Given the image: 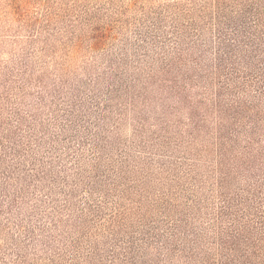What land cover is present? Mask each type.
I'll list each match as a JSON object with an SVG mask.
<instances>
[{"label":"rangeland","instance_id":"374dc122","mask_svg":"<svg viewBox=\"0 0 264 264\" xmlns=\"http://www.w3.org/2000/svg\"><path fill=\"white\" fill-rule=\"evenodd\" d=\"M214 2L0 0V145L22 151L0 264H219L222 193L253 177L221 161L213 91L181 93Z\"/></svg>","mask_w":264,"mask_h":264},{"label":"trees","instance_id":"16d2710c","mask_svg":"<svg viewBox=\"0 0 264 264\" xmlns=\"http://www.w3.org/2000/svg\"><path fill=\"white\" fill-rule=\"evenodd\" d=\"M194 8L204 22L205 15L210 16L212 39L203 43L201 30H196L199 34L193 42L186 36L203 56L198 58V74L197 70L188 74L181 93L188 83L213 91L211 107L219 123L221 161L230 147L241 157L239 165L244 173L253 177L238 197L222 193L219 217L229 227L220 228L219 264H264V0H215L211 7L203 4ZM190 27V23L174 26L175 49L184 50L179 37L191 32ZM176 93L180 94V89ZM195 119L192 128L197 133L200 127ZM243 140L246 144L239 145ZM16 147L0 145V164L7 176L0 179V197L9 183L8 174L12 176L20 165L22 151Z\"/></svg>","mask_w":264,"mask_h":264}]
</instances>
